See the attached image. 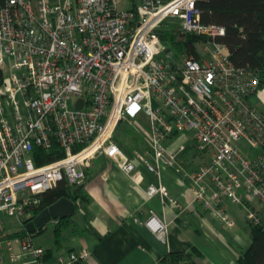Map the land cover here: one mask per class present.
Instances as JSON below:
<instances>
[{"label":"built area","instance_id":"2783aa9c","mask_svg":"<svg viewBox=\"0 0 264 264\" xmlns=\"http://www.w3.org/2000/svg\"><path fill=\"white\" fill-rule=\"evenodd\" d=\"M199 0H5L0 7V264H47V250L31 237H8L3 215L24 225L62 182L83 186L98 154L120 163L141 183L136 162L158 178L175 167L191 139L205 163L191 175L196 200L225 227L237 225L224 199L247 220L264 225V82L238 68L219 42L226 30L202 22ZM169 19L194 35L199 56L172 61L159 34ZM148 126L137 121L140 115ZM126 124L146 143L131 157L117 140ZM182 135V143L171 141ZM66 156L38 166L36 149ZM150 198L166 199L164 185ZM253 206L254 208L250 207ZM60 220L53 221L58 224ZM145 226L169 242L156 214ZM88 250L59 264L92 262Z\"/></svg>","mask_w":264,"mask_h":264},{"label":"crops","instance_id":"0c3cea01","mask_svg":"<svg viewBox=\"0 0 264 264\" xmlns=\"http://www.w3.org/2000/svg\"><path fill=\"white\" fill-rule=\"evenodd\" d=\"M141 2L122 0L121 6L134 9ZM121 144L133 157L134 151H128L126 142ZM187 151L179 156L177 166L162 165L160 178L136 162L140 184L134 182L119 162L98 154L86 170L87 181L76 203L73 228L63 233L60 242L55 235L54 247L41 246L47 250V264H59L60 256L84 249L93 260L78 264H157L174 251H195L199 264H239L240 257L252 245L246 212L225 198L227 211L237 219L236 227L229 229L196 200L191 191V175L205 161L187 156ZM152 184L164 185L169 197L150 198L147 188ZM152 213L168 224V243L145 226ZM51 224L56 228L57 224Z\"/></svg>","mask_w":264,"mask_h":264},{"label":"trees","instance_id":"16d2710c","mask_svg":"<svg viewBox=\"0 0 264 264\" xmlns=\"http://www.w3.org/2000/svg\"><path fill=\"white\" fill-rule=\"evenodd\" d=\"M4 3L5 0H0V7ZM197 8L204 24L225 28L226 34L219 42L227 48L233 64L238 68L253 69L264 82V0H199ZM159 34L170 50H178L181 59L200 55L197 45L202 41L201 38L194 35L184 36L179 30L174 31L167 27L160 29ZM4 79L5 74L0 67V89ZM126 137H131L133 142H139L140 145L143 143L142 138L134 131H128ZM35 155L38 166L53 163L66 156L60 145H56L52 151L36 149ZM85 185L72 186L66 181L62 182L55 190L45 195L42 206L34 211L32 219L62 198H69L77 203L83 195ZM250 207L254 208L252 205ZM248 223L252 245L243 253L238 263L264 264V225L255 226L249 220ZM26 224L20 231L8 234V237L32 238L46 231L45 227L35 234H30L25 228ZM72 226V218L60 220L55 228L56 240L60 242L63 233L73 228ZM196 257L195 251H174L166 254L157 264H199Z\"/></svg>","mask_w":264,"mask_h":264},{"label":"rangeland","instance_id":"374dc122","mask_svg":"<svg viewBox=\"0 0 264 264\" xmlns=\"http://www.w3.org/2000/svg\"><path fill=\"white\" fill-rule=\"evenodd\" d=\"M121 7L123 8V5ZM165 24H166L165 27H167L171 30H174V31L178 30V28H179L178 21L174 20V19H169ZM200 53H202V51ZM172 57H173L171 59L172 61H181V54L178 52V50L176 48H173ZM251 101L254 105L258 106L262 112H264V107L260 106V102L256 97H252ZM137 121L140 123L141 126H144V127L148 126L147 119L143 114L139 116ZM128 131H134V130L130 129V127H128L126 124H122L119 127L117 134H116L117 140H119L120 142L126 141L128 151L133 152L134 148L143 149V148L147 147L146 143L144 141L141 144L142 145V147H141L139 142L138 143L135 141L133 142V139L131 137H130V139L127 138L126 134ZM182 139H183L182 135L175 136V138L171 141V143L180 144V143H182ZM184 143L187 144V149H188L187 156H197V157H199V160L203 159V156L198 151V149L195 146V143L191 139H188V141L184 142ZM202 164H204V162ZM3 217L6 221L7 226H9L7 232L13 233V232H17L21 229V225L18 223V221L15 218L8 217L7 215H3ZM54 230H55V225L49 224L47 226V230L43 234L33 237L34 244L37 246H43L45 248L54 247V244H53V241L55 238Z\"/></svg>","mask_w":264,"mask_h":264},{"label":"water","instance_id":"95a60500","mask_svg":"<svg viewBox=\"0 0 264 264\" xmlns=\"http://www.w3.org/2000/svg\"><path fill=\"white\" fill-rule=\"evenodd\" d=\"M77 211V204L69 198H62L43 210L37 217L31 219L25 225L30 234L45 228L53 221L73 218Z\"/></svg>","mask_w":264,"mask_h":264}]
</instances>
